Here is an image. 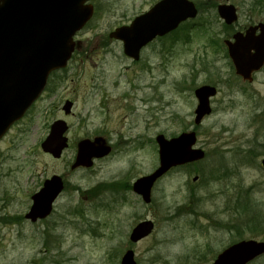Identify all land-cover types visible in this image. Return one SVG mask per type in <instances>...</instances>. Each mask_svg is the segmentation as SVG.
<instances>
[{
    "label": "rangeland",
    "instance_id": "374dc122",
    "mask_svg": "<svg viewBox=\"0 0 264 264\" xmlns=\"http://www.w3.org/2000/svg\"><path fill=\"white\" fill-rule=\"evenodd\" d=\"M157 1L94 0L67 67L49 76L0 140V264H120L127 249L137 264H210L240 240L264 241V65L243 80L223 43L251 22H264L257 11L264 7H255L257 0H192L199 15L152 42L133 63L108 34ZM218 3L237 8L233 25L218 19ZM204 84L217 87L210 115L196 128L195 147L205 158L167 173L144 205L128 184L157 167L156 135L192 129L193 91ZM58 119L68 126V147L54 159L40 144ZM97 137L112 154L70 170L77 143ZM52 175L65 189L47 219L30 223L24 218L30 198ZM141 220L154 228L131 243ZM250 264H264V256Z\"/></svg>",
    "mask_w": 264,
    "mask_h": 264
},
{
    "label": "water",
    "instance_id": "95a60500",
    "mask_svg": "<svg viewBox=\"0 0 264 264\" xmlns=\"http://www.w3.org/2000/svg\"><path fill=\"white\" fill-rule=\"evenodd\" d=\"M90 0H0V138L8 128L20 119L30 105L39 97L49 74L64 68L74 49L73 35L90 19L93 12ZM218 13L227 24L236 20L233 5H219ZM197 10L188 0H161L148 12L137 16L130 25L116 28L110 38L123 42L125 55L138 59L139 50L155 36L175 29L181 21L194 18ZM261 34L253 37L252 31L245 36L235 34L234 42L226 41L229 56L236 71L243 78L259 69L264 63V25ZM254 50L252 54L251 51ZM215 90L203 86L195 91L198 105L195 123L210 113L209 96ZM71 102L63 106L65 114L70 112ZM65 122L55 121L50 133L41 144L44 152L59 158L67 147L64 136ZM195 133H182L178 137L165 139L156 137L159 147V166L148 176L133 185L145 203L150 202V192L155 181L170 168L203 158L200 149H192ZM110 151L103 141L85 139L77 144V153L71 168H89L93 159L107 155ZM264 167V160L262 161ZM63 189L60 177L52 176L43 187L32 195V205L25 215L31 221L45 218L52 203ZM153 229L151 221H143L133 229L130 239L137 242ZM264 254V242L242 241L223 251L212 264H247ZM120 264H136L133 252L128 250Z\"/></svg>",
    "mask_w": 264,
    "mask_h": 264
},
{
    "label": "flooded vegetation",
    "instance_id": "af4514ba",
    "mask_svg": "<svg viewBox=\"0 0 264 264\" xmlns=\"http://www.w3.org/2000/svg\"><path fill=\"white\" fill-rule=\"evenodd\" d=\"M246 27H247V26H246ZM246 27H244L242 30H245Z\"/></svg>",
    "mask_w": 264,
    "mask_h": 264
}]
</instances>
